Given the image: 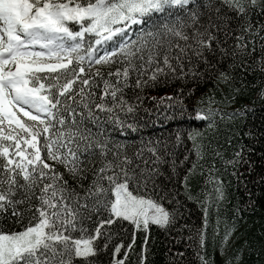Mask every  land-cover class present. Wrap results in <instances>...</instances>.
Returning <instances> with one entry per match:
<instances>
[{"label":"snow or ice","instance_id":"snow-or-ice-1","mask_svg":"<svg viewBox=\"0 0 264 264\" xmlns=\"http://www.w3.org/2000/svg\"><path fill=\"white\" fill-rule=\"evenodd\" d=\"M257 4L258 0H0V217L12 222L0 225V264H96L97 253L107 250L118 234L106 225L122 228L128 221L147 231L150 223L165 227L175 222L178 210L169 211L160 202L171 195L168 191L162 189L159 200L141 194L148 184L156 186L159 165L171 155L168 143L148 141L129 155L126 146L102 132L93 133L87 124H96L104 113L123 126L114 110H134L123 92L131 73L137 74L135 86L142 87L148 85L142 77L150 71L154 85L159 75L176 74L178 68L179 76H186L184 58L192 65L196 57L197 63H204L203 72L189 67L188 73L205 82L215 77V87L198 99L189 119L215 129L217 119L225 115L213 106L218 103L215 90L226 84L240 91L233 87L237 78L217 65L231 56L232 68L237 57L255 52L254 45L246 52L248 43L241 41L243 33L256 36L264 30L261 24L253 31L248 8ZM149 20L151 26L142 28L136 40L97 53V46L115 34L126 36L130 26ZM233 20L236 28L231 27ZM237 31L241 35H235ZM230 36H235L231 50ZM206 53L217 57L215 62ZM239 66L248 70L243 59ZM259 67L264 71V45ZM177 101L182 103L179 97ZM243 114L237 109L229 118ZM127 126L135 130L134 124ZM187 135L200 156L204 131L198 126ZM180 139L177 132L176 142ZM145 147L154 159L144 158ZM170 163L175 172L176 160ZM184 179L187 187L188 177ZM203 241L201 232L202 245ZM122 247L123 242L113 244L109 264H124L117 258ZM200 259L207 264L203 255Z\"/></svg>","mask_w":264,"mask_h":264},{"label":"trees","instance_id":"trees-1","mask_svg":"<svg viewBox=\"0 0 264 264\" xmlns=\"http://www.w3.org/2000/svg\"><path fill=\"white\" fill-rule=\"evenodd\" d=\"M260 8H264V0H258L257 7L248 8L254 32L264 24V12L259 11ZM230 15L235 16V13ZM151 23L149 20L135 27L127 42L136 40L141 29L149 28ZM231 27L236 28L235 20ZM235 35L241 33L237 31ZM242 35L244 40L241 43H248L246 52H251L253 45L256 50L250 55L237 57L232 68H229V64L233 63L231 56L217 65L228 69L237 78L233 87L240 88V91L234 92L226 84H220L215 90L218 103L213 106L222 109L225 114L223 120L217 119L215 129H204L199 121L189 119L198 99L205 93L210 94L215 87V77L205 82L188 73L189 67L203 72L204 63H197L196 57H192V65L184 58L186 76L180 77L178 68L176 74L159 75V82L154 85L149 80L150 71L142 77V80L149 81L142 87L135 86L137 74L131 73L129 86L123 92L128 105L134 110L131 113L126 107L124 111L119 108L114 110V114L124 122L123 126L104 113H99L100 119L96 124L88 122L87 126L93 133L102 132L112 142L126 146L129 155L147 145L148 141L168 143L171 155L165 156L167 163L159 165L156 186L148 184L146 189H141V194L159 200L163 191H168L171 195L160 202L169 211L178 210L174 223L165 227L150 223L147 231L143 227L137 229L128 221L123 222L122 228L106 225L118 234L107 250L101 249L97 253L94 258L96 264H109L113 244L120 242L125 247L121 248L117 258L123 259L124 264H141L142 257L143 264H202L201 255L207 264H264V95H261L264 71L259 67L264 30H259L256 36L251 33ZM220 39H224L223 33ZM120 40L118 36L104 47L109 50L118 47ZM227 47L229 50L235 48V36L228 37ZM206 55L215 62L219 51L217 57ZM241 59L247 61V71L239 66ZM116 66L119 65L113 67ZM137 95L140 99L136 98ZM233 96L235 98L231 99ZM168 97L173 99L169 101ZM177 97L182 103L177 101ZM183 108L189 111H182ZM237 109H243L244 114L230 119V114ZM128 124H134L135 130ZM198 126L204 131L200 156L187 135L188 131ZM177 132L181 133L179 143L175 140ZM237 152L239 157L235 155ZM143 156L154 159L146 147ZM173 159L176 160L175 172L170 163ZM148 166L153 165L149 163ZM141 167H144L142 163ZM189 169L193 170L189 172ZM185 176L188 177L187 187ZM217 188L220 192L216 191ZM11 223V220L4 221L0 217V225ZM15 228L18 229L19 225ZM201 232L203 245L200 242ZM226 232L230 234L225 241ZM129 243L132 244L131 249L126 247ZM125 251L127 257L123 256Z\"/></svg>","mask_w":264,"mask_h":264},{"label":"rangeland","instance_id":"rangeland-1","mask_svg":"<svg viewBox=\"0 0 264 264\" xmlns=\"http://www.w3.org/2000/svg\"><path fill=\"white\" fill-rule=\"evenodd\" d=\"M136 26H140V25H136ZM129 30H131V29L129 28V29H126L125 31L128 32ZM120 34H121V33H120ZM116 35H117V34H115V35L112 37L111 41L114 40V38H115ZM102 46H104V44L100 45V47H102ZM104 50H106V49H104Z\"/></svg>","mask_w":264,"mask_h":264}]
</instances>
